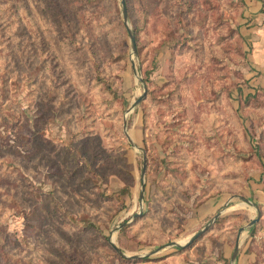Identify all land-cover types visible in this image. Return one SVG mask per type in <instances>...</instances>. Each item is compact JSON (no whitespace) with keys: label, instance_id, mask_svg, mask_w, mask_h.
<instances>
[{"label":"rangeland","instance_id":"rangeland-1","mask_svg":"<svg viewBox=\"0 0 264 264\" xmlns=\"http://www.w3.org/2000/svg\"><path fill=\"white\" fill-rule=\"evenodd\" d=\"M121 1L0 0V264H254L260 25L243 0H127V26Z\"/></svg>","mask_w":264,"mask_h":264},{"label":"crops","instance_id":"crops-1","mask_svg":"<svg viewBox=\"0 0 264 264\" xmlns=\"http://www.w3.org/2000/svg\"><path fill=\"white\" fill-rule=\"evenodd\" d=\"M243 1H244V6H245L243 21H245L246 18H249L253 21L252 23H254L255 25L257 26L260 25V27H256L257 30H259L260 36H257L256 41L253 40V43H252L253 44L252 61L254 60L256 64L263 67L264 66V15L261 13V1L260 0H243ZM134 134H135L133 135L134 140H137L139 139L140 136L141 137L143 136L142 131L139 128L135 131ZM257 189H259L257 193L260 194L258 195L260 196L259 202H262L259 204H263L264 203V191L262 190L261 187H258ZM231 198L232 197L229 196V193L227 191H223L220 194L210 197L206 201L205 208L209 212H214V211L219 212L221 208L225 209L226 207L229 206L230 204L229 202ZM247 202L250 203L251 201L247 199ZM257 203L258 202L256 201L251 202V204L254 205V207L256 208L259 205ZM253 219H255V217H253L252 220ZM254 257H255L254 258V261H255L256 255H254Z\"/></svg>","mask_w":264,"mask_h":264},{"label":"water","instance_id":"water-1","mask_svg":"<svg viewBox=\"0 0 264 264\" xmlns=\"http://www.w3.org/2000/svg\"><path fill=\"white\" fill-rule=\"evenodd\" d=\"M122 3V6H123V18H124V22L125 24L128 26V12H127V8L125 6V0H122L121 1ZM130 33V38H131V42H132V48H133V51L136 52V42H135V36L134 34L129 31ZM133 67L136 71V68H135V65L133 64ZM146 95H147V87L145 86L144 87V93L134 102V104L131 106V108L127 111V113L131 112L133 109H135L145 98H146ZM126 128H127V120L125 119L124 121V130L126 132V136H127V139L130 143H132V140L129 136V134L127 133L126 131ZM146 170H147V159L144 155V158H143V168H142V172H141V178H142V190H141V194H140V201L143 202V199H144V195H145V182H144V178H145V174H146ZM143 213V210H141L139 213L135 214L133 216V218H137L138 216L142 215ZM221 215V212H218L215 216V218L213 219V221H215L219 216ZM260 220V212L258 211V216L253 219L249 224H248V228H251L253 227L258 221ZM126 223H124L122 226H124ZM208 227H205L203 228L200 232H198L195 236H193L191 238V240H189L185 245H181L179 244L178 242H171L170 244L166 245L167 247H184V246H187L189 244H191L195 239H197L198 237H200L206 230H207ZM243 229H241L239 235H238V238H237V241H236V245H235V248H234V251H233V254H232V258H231V261L233 262L234 260H236V257H237V254H238V251H239V246H240V236H241V232H242ZM164 246V247H166ZM164 247H160L158 248L156 251L152 252V254L162 250ZM114 248L117 250L118 253H120L122 256H124V253L119 249L117 248L116 246H114ZM138 257H133V259H137Z\"/></svg>","mask_w":264,"mask_h":264},{"label":"trees","instance_id":"trees-1","mask_svg":"<svg viewBox=\"0 0 264 264\" xmlns=\"http://www.w3.org/2000/svg\"><path fill=\"white\" fill-rule=\"evenodd\" d=\"M125 6H126V8H127V0H125ZM127 12H128V8H127ZM136 38H137V36H135ZM136 41H137V39H136ZM180 87V86H179ZM180 89L178 88V87H176L172 92H171V94H170V97L172 98V99H176V98H178L179 97V95H180V91H179ZM148 96H149V92L147 91V95H146V98H148ZM145 98V99H146ZM144 99V100H145ZM143 102V101H142ZM209 116V114H205V117L203 118L204 119V121H207V119L209 118L208 117ZM87 166H90V164L88 163L87 164ZM206 189V188H205ZM224 191H227V190H224ZM206 192V191H205ZM223 192V191H222ZM217 193V192H216ZM215 193V194H216ZM218 193H221V191H218ZM215 194H210L211 195V197L212 196H214ZM201 195V194H200ZM203 195H205V194H202V196ZM209 196V195H208ZM207 197V193H206V196H204V198L203 199H205ZM209 198H210V196H209ZM261 211H264V208H261ZM241 217V216H240ZM221 219H219V220H216V222H218V221H220ZM252 231H253V229H252ZM251 236H253V233H252V235ZM198 239V238H197ZM196 241V239L192 242V243H194ZM189 244V245H187L186 247H177V252L176 253H185V252H187V251H189V249L190 248H192L193 247V244ZM161 247H163V246H161ZM264 247L262 248V250L256 255V261L254 262V264H264Z\"/></svg>","mask_w":264,"mask_h":264},{"label":"built area","instance_id":"built-area-1","mask_svg":"<svg viewBox=\"0 0 264 264\" xmlns=\"http://www.w3.org/2000/svg\"><path fill=\"white\" fill-rule=\"evenodd\" d=\"M261 1V13L264 15V0Z\"/></svg>","mask_w":264,"mask_h":264}]
</instances>
